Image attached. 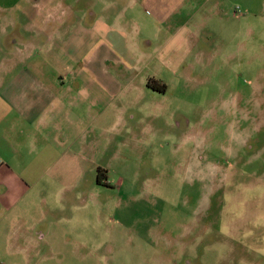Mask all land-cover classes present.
<instances>
[{"label":"rangeland","instance_id":"374dc122","mask_svg":"<svg viewBox=\"0 0 264 264\" xmlns=\"http://www.w3.org/2000/svg\"><path fill=\"white\" fill-rule=\"evenodd\" d=\"M258 2L176 0L159 18L144 0H0V73L83 71L104 48L138 72L106 98L102 133L88 127L72 182L44 174L0 204V264H264ZM88 8L110 22L112 47L81 29ZM59 23L60 35L50 30ZM173 38L179 47L164 46ZM248 40L249 51L238 46ZM102 65L115 76V62ZM153 74L164 94L147 88Z\"/></svg>","mask_w":264,"mask_h":264},{"label":"crops","instance_id":"0c3cea01","mask_svg":"<svg viewBox=\"0 0 264 264\" xmlns=\"http://www.w3.org/2000/svg\"><path fill=\"white\" fill-rule=\"evenodd\" d=\"M144 1L149 8H153L159 18L172 12L173 6L176 5V0ZM258 1L247 0L250 10L252 7L262 8V4ZM85 12L87 22L81 29H84L87 35L92 34L91 37L96 36L112 47L107 39L108 32L113 30L110 22L100 16L92 18L91 8L86 9ZM220 12L221 10L217 9V15H220ZM51 14L55 15L54 12ZM230 17V27L238 29L243 27L242 16L240 17L242 23L238 20V15ZM54 19L56 17L50 21ZM65 19L60 17V21ZM245 24H247L245 28L252 31V26L248 25V22ZM60 27L61 23L51 26L50 30L60 35ZM174 42H177L172 45L174 47L181 45L177 38H173L164 46L168 47ZM226 42L225 39L223 44ZM254 45L253 40H248L247 43L244 42L238 46L243 50L248 47L247 51H249V48ZM113 50L104 48L94 54L86 63V66H89L86 67L87 70L66 72L64 75L61 72L46 73L36 68L33 70L24 68V72L18 75L9 74L8 71L0 73L1 205H5L16 194L20 198L26 196V192L31 187L37 188L44 174L52 176L54 181L72 182L73 176L79 173L80 168L76 160L82 158L84 151L82 142L87 135L88 127L98 122L102 133L104 123L100 124V118L104 116L102 111L105 112L106 98L111 104L114 95L131 88L132 84L128 81L138 74L133 68L126 67L123 58ZM142 54L145 55L144 58L149 56L147 51ZM25 58L30 61L32 56L27 55L23 59ZM107 59H111L118 67L115 76L103 69V61ZM19 60L14 62L18 63ZM146 61L150 62L149 59ZM4 62L8 63V60L3 59ZM31 66L30 64L28 67ZM260 72L259 70L257 78H261ZM146 83L147 88H151V85H156V88L163 86V90L157 89L160 90L158 93L166 92V83L154 74L147 79ZM25 175L30 178V183L19 177ZM96 182L103 185L100 181L96 180Z\"/></svg>","mask_w":264,"mask_h":264},{"label":"trees","instance_id":"16d2710c","mask_svg":"<svg viewBox=\"0 0 264 264\" xmlns=\"http://www.w3.org/2000/svg\"><path fill=\"white\" fill-rule=\"evenodd\" d=\"M102 173H101V170H99V173L97 174V181L99 182V177H100V175H101Z\"/></svg>","mask_w":264,"mask_h":264}]
</instances>
